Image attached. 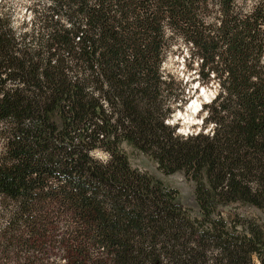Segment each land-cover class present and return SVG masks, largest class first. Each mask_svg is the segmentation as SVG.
<instances>
[{
  "label": "trees",
  "instance_id": "obj_1",
  "mask_svg": "<svg viewBox=\"0 0 264 264\" xmlns=\"http://www.w3.org/2000/svg\"><path fill=\"white\" fill-rule=\"evenodd\" d=\"M16 31L0 11V244L58 243L66 264H264V0H46ZM38 20V21H37ZM184 45L209 130L165 123L160 66ZM123 144L194 184L179 192L133 167ZM100 149L106 162L91 152ZM19 247V248H18Z\"/></svg>",
  "mask_w": 264,
  "mask_h": 264
},
{
  "label": "rangeland",
  "instance_id": "obj_2",
  "mask_svg": "<svg viewBox=\"0 0 264 264\" xmlns=\"http://www.w3.org/2000/svg\"><path fill=\"white\" fill-rule=\"evenodd\" d=\"M45 3L46 0H0V11L11 16L12 25L16 31L23 32L29 29L30 22L33 20V12H30V10L33 7L42 9ZM197 63L195 56H190V52L184 45L177 44L167 52L159 69L167 82V90L164 95L167 94V91L173 93L171 96H176V94L182 92V95L179 96L181 98L180 102L178 100L169 104V114L165 120V123L175 128L174 133L181 136L197 133L198 131L205 132L210 128V126L204 127L201 123V120L205 117V112L203 110L197 111L199 105L193 116H191L193 120L190 117V120L187 121L178 114L184 112L186 107L190 106L194 100L197 99L201 102L200 105H203L206 103L205 99L210 101L216 94L217 83L215 81L211 80L206 84L199 82ZM201 88L207 91L209 98L199 96V94H203V92L200 93ZM123 149L133 167L146 171L155 178L163 180L170 187L176 188L179 192L176 202L189 207L192 215L199 216L198 206L194 199V184L185 177L182 171L164 174L149 155L134 150L126 144H123ZM91 155L101 162H106L109 158L108 154L100 149L92 151ZM217 212L227 221L255 218L264 227V212L252 205L230 202L219 205ZM10 249V246L0 244V264H66L65 252L56 242L45 243L44 250L40 253H37V251L17 252V247L16 249Z\"/></svg>",
  "mask_w": 264,
  "mask_h": 264
},
{
  "label": "bare ground",
  "instance_id": "obj_3",
  "mask_svg": "<svg viewBox=\"0 0 264 264\" xmlns=\"http://www.w3.org/2000/svg\"><path fill=\"white\" fill-rule=\"evenodd\" d=\"M203 90V94H199V96H204L205 98H209L207 91L204 88H201ZM201 102H199L197 99L194 100L190 106H187L184 112H179L178 114H180V116L183 117V119H187V121L190 120V117L193 116L194 111L196 110V108H198V105H200ZM177 117V115H176ZM191 120H193V118L191 117Z\"/></svg>",
  "mask_w": 264,
  "mask_h": 264
}]
</instances>
